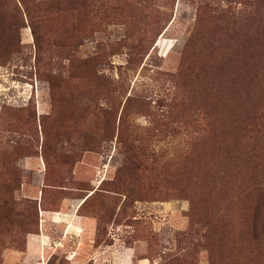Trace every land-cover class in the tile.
Instances as JSON below:
<instances>
[{"label": "rangeland", "instance_id": "374dc122", "mask_svg": "<svg viewBox=\"0 0 264 264\" xmlns=\"http://www.w3.org/2000/svg\"><path fill=\"white\" fill-rule=\"evenodd\" d=\"M66 201L119 264H264V0H0V264H67Z\"/></svg>", "mask_w": 264, "mask_h": 264}, {"label": "crops", "instance_id": "0c3cea01", "mask_svg": "<svg viewBox=\"0 0 264 264\" xmlns=\"http://www.w3.org/2000/svg\"><path fill=\"white\" fill-rule=\"evenodd\" d=\"M71 203H64V207L55 214L43 212L40 218L39 231L27 238L26 253L36 251L42 255L44 246L55 250L60 247L67 264H99L102 260H111L112 264H119L120 252L114 239L108 244L94 245L97 221L90 215L77 214V206L70 208ZM69 207V208H68ZM55 230L60 231L58 236ZM20 253L6 252L7 261L20 258ZM44 255V254H43ZM43 261L44 257H43ZM124 264L131 261L129 249L122 252Z\"/></svg>", "mask_w": 264, "mask_h": 264}]
</instances>
